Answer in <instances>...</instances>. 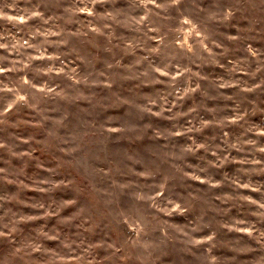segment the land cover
I'll use <instances>...</instances> for the list:
<instances>
[{
	"label": "clouds",
	"instance_id": "clouds-1",
	"mask_svg": "<svg viewBox=\"0 0 264 264\" xmlns=\"http://www.w3.org/2000/svg\"><path fill=\"white\" fill-rule=\"evenodd\" d=\"M20 2L0 0V21L16 28L15 35L0 32V51L9 53L0 55V131L30 125L37 132L0 139V150L31 160L42 144L56 166L37 159L47 175L32 184L0 168V179L44 194L39 201L0 195V264H169V255L171 264H197L190 258L197 256L200 264H221L213 252L221 243L235 253L228 264H264V179L257 178L264 175V125L250 123L241 103L255 94L251 113L264 112V0ZM206 66L227 78L212 79ZM228 89L236 90L226 97L236 107L225 119L244 133L223 131L222 121L224 147L198 142L194 134L215 121L204 119L197 97L215 114L207 102ZM187 100L193 107L185 111ZM24 107L37 114L35 123L23 119ZM17 139L27 151H14ZM229 162L239 167L214 179L210 169ZM57 190L59 203H49ZM65 208L74 211L62 216Z\"/></svg>",
	"mask_w": 264,
	"mask_h": 264
},
{
	"label": "rangeland",
	"instance_id": "rangeland-1",
	"mask_svg": "<svg viewBox=\"0 0 264 264\" xmlns=\"http://www.w3.org/2000/svg\"><path fill=\"white\" fill-rule=\"evenodd\" d=\"M9 2H11V0H9ZM23 2L21 0V2L18 4V7H23ZM32 24L38 23L36 21L30 22ZM79 25H75V26H69L70 30H76V28H78ZM8 32L11 33L12 35L16 34V28L13 27V25L5 22V21H0V32ZM28 38V37H25ZM90 48H95V45L91 42H89L88 45ZM49 52L54 51L53 48L49 47L48 48ZM239 54V53H238ZM0 55H9V53H7L6 51H0ZM10 58H14L10 57ZM69 59H72L71 57ZM130 58L125 56V63L128 62ZM34 63L36 64H40L43 63L41 61H35ZM224 63H227V61L225 60ZM101 65L98 64V68ZM4 67H11L10 62H5L4 63ZM206 70L209 73H215L216 76H212V79H215L217 76H223L225 78H227V73L224 72L223 69L220 68H215L213 67H207L206 66ZM5 75H7L10 78H18L20 75H22L21 73H6ZM4 77L0 76V80H3ZM125 83H130L133 86H135L134 82H125ZM206 89L208 91H210L212 94L216 93V88L210 83V82H202ZM158 89H163L162 85H157L156 86ZM145 91H149L148 88H145ZM224 91V96H217V98L215 100H209L207 102V108H216L218 111L217 113H212L206 110L205 105L201 103V101L204 100L203 96H198L196 103L198 105H200L201 111H202V115L204 117V119H208V120H213L215 121L212 125L210 126H206L204 127L203 131L201 132H197L195 133V137L197 138L198 142H207L208 144L215 146V145H220L221 147H224V138H223V131H228L230 133H235V134H242L244 133V129L232 124L230 122H228L225 118L226 117H231L233 116L234 113V108L236 107V102H234L233 100H229L226 97L227 96H231L236 90L235 89H228V90H223ZM256 95L255 94H249V100L248 101H243L242 106H246L249 111H250V115L247 117V119L249 120L250 123L253 124H261L264 125V112H256L255 114L251 113V110L253 108H255V105L250 103L249 101H255ZM259 107L261 109H264V95H261L259 98ZM193 107V102L191 100H187L185 102V108L184 110L187 111L190 108ZM113 111H119L118 109H113ZM22 115H23V119L31 121L32 123H35V120L33 119L34 117L37 116V114L35 112H33V110L31 108L28 107H24L22 109ZM38 118V117H37ZM156 119V118H153ZM224 122V128L223 131L221 129V122ZM17 122V118L13 117L10 119V125H13ZM157 123L161 126V127H171L172 122L171 121H164V120H157ZM181 124H184L185 126H187V121L186 120H181ZM37 132L36 129H34L33 127H31L30 125H21L20 127H6L4 128L2 131H0V139L5 140L6 142H11L12 137H19L21 139L23 138H27L29 135H32L33 133ZM154 133H150L149 134V139L147 141H145L146 144H150L151 141V135H153ZM37 139H43L42 136H37ZM177 140L184 142V138L183 137H177ZM235 136L231 137V140H234ZM127 142V141H125ZM15 144L17 145V147L14 149V151H27L28 150V145H24L20 142V139L15 140ZM232 155L237 156L238 154L233 152ZM33 156L36 159H31L29 160L28 157H18L15 155H12L11 153L5 151V150H0V168H6L9 169L10 172L12 173V175L9 177L10 179H14L16 178L17 175H19L20 179H24L25 177H27V179L25 180L26 183L32 184L34 183V177L37 176H46L47 173H44L42 171V169L37 167V159L45 161L46 162V166L48 167H55L56 166V161L54 159H52V157L48 154V151L45 150V146L42 144H38L36 145V150L33 153ZM197 156H201V157H207V159L209 160H214L215 158L211 156L210 153H205L203 151H200L197 153ZM189 161L192 164H201L203 165V161L198 160L196 157L193 156H189ZM23 161H28L27 165H25V163ZM239 165L233 163V162H229L225 165H223L220 168H211L210 171L212 173H214V179L216 180H223L225 179L224 177V172L227 171L229 174H232L235 172L236 168H238ZM259 179H264V175H261L259 177H257ZM189 184L194 185L195 187H198L200 189H206L207 186L206 185H200L195 181H188ZM218 195H223L226 194L227 192L231 191L230 187L225 188L223 191L221 189H215L214 190ZM182 194L187 195V193H184L183 190L181 189ZM17 193H19V198L20 199H24L25 197H31V198H35L36 201H39L40 198L44 195L42 193H39L37 191L31 190L29 189H23L21 190V188L17 185V184H9L7 182V180H3L0 179V195H6V196H16ZM62 196V193L59 192V190L53 192L50 194V196L48 197L49 199V203H59V200ZM217 203H219V201L217 200ZM14 209H22L24 214H29V215H33V214H38L36 209L32 208V207H28V206H24V205H13ZM72 211L74 210H70L65 208L64 211L61 213L62 216H68L72 214ZM230 215H236L235 211H233ZM255 219V218H253ZM56 218L52 217L49 223V227H52L53 225L56 224ZM44 221H34V222H30V224L28 226H25V231L30 230L32 227H38L39 225L43 224ZM73 233L75 232V229L72 230ZM92 240L93 243H98L99 242V234H94L92 236ZM97 251L99 253H101L102 255H106V253L104 252L103 249H97ZM214 254L218 255L221 261V264H228L229 259L235 255V253L227 246L226 243H221L218 245V247L216 249H213ZM183 255H188L187 253H182ZM192 259H195L197 261V264H200V260L199 257H190ZM174 259V255H169L167 257H165V260L167 262H169V264H171V261Z\"/></svg>",
	"mask_w": 264,
	"mask_h": 264
}]
</instances>
